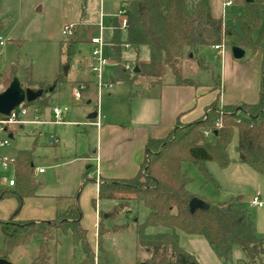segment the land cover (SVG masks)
I'll return each mask as SVG.
<instances>
[{"label": "trees", "instance_id": "obj_1", "mask_svg": "<svg viewBox=\"0 0 264 264\" xmlns=\"http://www.w3.org/2000/svg\"><path fill=\"white\" fill-rule=\"evenodd\" d=\"M237 1H241L245 8V14L237 19L242 27L241 33L229 28L223 18L213 16L211 0H127L128 28L121 30L118 21H114L107 55L119 62L123 58L125 44L132 46L136 50L140 73L131 75L128 69L117 66L113 83L132 84L141 75L151 80L150 85L165 82L194 84L195 80L186 76L183 70L182 62L187 56L207 71L213 87L220 89L221 78L214 74L213 65L200 51L202 46L228 44L231 40L232 47L237 45L253 54L261 50L262 54L257 102L220 104L217 98L196 120L177 122L167 136L149 138L147 153L134 177L99 181V199L121 200L122 193L134 194L135 199L149 209L146 219L136 223L137 245L148 253L145 261L148 264H201L195 255L180 245L179 232L205 236L218 255L225 259L230 256L233 245L238 244L245 252L246 264H264V238L258 234L254 214L241 197L218 204L206 201L209 204L207 208L192 211L190 202L195 196L188 189L192 178L182 168L183 163L197 165L208 181H214L206 163L217 161L222 167H227L232 161L229 145L237 133L239 161L264 175V23L257 40L251 35L260 26V9L264 0ZM4 26L0 21V36ZM122 32H126L124 39ZM61 46L65 47L62 53L70 58L74 50L68 41L62 42ZM144 47L149 51L146 62L139 60ZM30 74L25 88L35 89L38 86L37 89H43L45 94V82L34 80ZM65 82L66 79L58 73L55 84L63 88ZM44 94L35 101H25V104L50 106ZM3 117L0 114V118ZM218 121H221L220 126ZM34 159L33 149L19 150L14 159L18 187L15 190H0V199L11 196L18 199L11 215L0 219L4 233L0 257L10 259L18 246L27 245L37 238L39 250L31 264H49V241L57 242V235L64 233L71 234L74 243L83 250L84 258L78 264H95V250L82 224L83 212L79 202L83 186L96 181L89 176V172L83 174L82 184L74 195L58 197L53 219H17L25 198L36 195L39 186ZM123 203L107 213L100 211L98 241L102 251L103 234L128 227V224L105 227V219H115ZM149 228L161 230L149 232ZM100 256L98 254V264H103Z\"/></svg>", "mask_w": 264, "mask_h": 264}, {"label": "rangeland", "instance_id": "obj_2", "mask_svg": "<svg viewBox=\"0 0 264 264\" xmlns=\"http://www.w3.org/2000/svg\"><path fill=\"white\" fill-rule=\"evenodd\" d=\"M127 0H0V21L5 26L1 36L5 40L4 46L0 45V92L5 90L11 81L17 77L23 87H26V79L31 78L45 82L46 93L44 97L52 105L67 106L66 117L70 120L83 118L86 120L85 111L88 109L100 110V114L106 111H114L122 108L126 111L130 108V101L122 92L118 98L111 99L108 92L114 88L116 90H140L142 86L127 83H113L112 76L117 66L125 67L138 65L135 61V49L124 47L123 58L116 61L113 56L109 60L116 62L115 69L113 64L106 68L104 82L112 83L111 87H103L99 90L97 80L91 70L93 62L92 47L89 41L94 36H99L96 26L100 21L101 7L108 14L104 18V24L108 28L104 38L111 45L113 20L110 18L114 13L122 9ZM244 1V0H242ZM222 3V0H221ZM222 17L225 24L241 33L242 27L237 19L245 14V8L241 1L234 2L222 10ZM261 22L258 29L252 32V38L257 40L260 29L264 23V4L260 9ZM77 25V33L68 37L63 34L65 25ZM126 37V32H122V39ZM67 42L74 50L70 58L62 53L61 43ZM230 41V42H229ZM225 51L231 52V40L225 44ZM200 51L205 55L207 61L213 65V72L224 78L225 58L221 60L218 52L212 46H202ZM148 49L142 48L140 51V61L148 59ZM260 59V55L258 56ZM242 63H254L257 60L256 53L246 51L243 58L237 59ZM183 70L186 76L195 81L206 80L209 78L208 72L201 69L196 62L189 57L183 59ZM69 66L68 73L65 75L63 68ZM62 68V69H61ZM61 69V70H60ZM127 69V68H126ZM132 75V71L128 70ZM58 73L66 79L63 88L55 84ZM77 82H89L87 97L93 101L87 103V98L77 101L73 96V89ZM38 86L35 88L37 89ZM56 90V91H55ZM122 95V96H121ZM117 102V104H116ZM241 104V103H239ZM238 104V105H239ZM44 108L42 118L50 117L51 108ZM88 115V114H86ZM32 116L30 115L29 118ZM85 126L66 124L55 125L48 122L38 124H27L23 129L15 133L10 139V146H0V181L3 177L13 176L11 165L5 169L2 158L14 160L15 154L19 149H33L35 154L34 164L48 168V174L52 172L48 166L52 160L60 155L84 154L83 152H93V133L89 135L85 131ZM55 134L59 138L57 145L50 144L51 135ZM0 138H8L5 133L0 134ZM66 143V144H64ZM237 133H235L230 145L229 155L232 159L227 167H222L217 161L206 163L207 171L212 175L214 181H208L206 174L194 164L183 163L182 168L192 178L188 185L189 191L198 198L210 203H222L240 196L254 214V222L257 232L264 238V206L250 205V199L254 195H259L264 202V175L259 174L246 163L238 160L236 151ZM92 145L91 148H88ZM20 146V148H17ZM92 182H87L81 191L80 199L85 192L88 197V207L92 212L95 210L96 196H91L85 189ZM40 184V183H39ZM82 184V182H81ZM79 185V187L81 186ZM91 186V185H89ZM88 190V189H87ZM89 194V195H88ZM121 200L98 199V206L103 212L107 213L115 206L123 203L119 214L115 219H105V227L117 224H128V227L119 232H107L102 235L99 249V241L96 239L94 248L95 264H98V254L101 256L103 264H141L148 258V253L137 245L136 223L143 222L149 209L143 202L137 201L134 194L122 193ZM11 198V197H10ZM80 206L84 214L81 201ZM161 229L149 228V232ZM93 231L88 230V240ZM180 233V245L188 252L195 255L201 264H246V255L240 245L232 247L230 256L221 258L214 247L203 235ZM4 233L0 226V248L3 246ZM91 244V243H90ZM39 241L33 238L29 244L18 246L10 256L13 264H31L37 256ZM49 264H78L84 258V253L80 245L75 244L71 234L59 233L56 240L49 241Z\"/></svg>", "mask_w": 264, "mask_h": 264}, {"label": "crops", "instance_id": "obj_3", "mask_svg": "<svg viewBox=\"0 0 264 264\" xmlns=\"http://www.w3.org/2000/svg\"><path fill=\"white\" fill-rule=\"evenodd\" d=\"M211 6L213 16L216 18H223L221 10L224 7L221 0H211ZM110 18L112 19V16H110ZM107 29L108 28H106V30ZM89 44L92 47L90 41ZM129 47L133 48L132 46ZM259 55L260 59H258ZM256 57L257 60L255 64L242 63L233 56L232 50L230 53L225 52L224 57H221V60L225 58V70L224 78L219 75L221 78L220 89H215L209 78L204 81H195L194 84L180 85L165 82L163 84L150 85V79L138 75L133 84L142 86V89L134 91L133 87H131L130 90H124V88L116 90L111 86L112 89L108 92L111 99L118 98L123 92L125 97L130 101V108L128 110L123 111L120 107L116 108L114 111H106V113L100 114V110L97 108V117L91 119L89 115L95 112V109H88L85 111L84 118L86 120L84 121L83 118L70 120L66 117L67 114L65 113V122L55 125L78 124L79 126H85L87 134L89 135L92 132V137L95 138L93 141V146L95 145L93 147V152L84 151V154L76 153L68 156H57L52 160L51 165L48 166L49 169H52V172L49 174L47 167L42 165L36 167V164H34L35 177L40 184L36 195L25 198L17 219H53L57 211L58 197L74 195L82 182L83 174L89 172V176L95 178L96 181H91L92 183L89 184L91 186L88 185L84 190L91 196H96L94 212L88 207V197L85 195V192L80 201L84 211L82 224L87 231H93V235L89 233L91 234L90 243L92 247L95 248V241L98 239L100 211H102L98 206L99 181L101 179H126L134 177L139 171L147 153L146 145L149 138H162L167 136L177 122L189 123L196 120L205 113L207 106L217 98L220 104L257 102L259 99L261 81V50H257ZM148 60L149 55L146 61ZM135 61H137L136 50ZM111 65L112 64L108 66ZM112 66L115 69V65L113 64ZM113 74H115V70ZM111 77L113 76L111 75ZM86 83L89 86V82ZM84 92L83 98H87L88 104L91 103L93 99L87 97L88 94ZM137 92H142V94H137ZM50 106L53 107L54 105L51 103ZM52 107L50 108L51 110ZM33 108L39 110L38 112L43 122L54 124L50 122L52 113H50L48 119L42 118L44 108L46 107L39 106ZM31 116L30 119L33 118V114H31ZM98 121L100 125L96 124ZM27 124L38 123L28 122L13 125L4 133L8 138L13 139L15 133L23 129ZM57 139L58 141L55 145L59 142L58 137ZM10 144L8 146H10ZM91 146L92 145H89L88 148H91ZM17 148H20V146ZM12 165H14V163L11 164L14 175L10 176L8 179L7 177L1 179L0 190H15L18 187V183H15V185L9 184L10 179L14 178L17 181ZM38 168H44L45 171L37 173ZM17 205L18 199L16 196L0 199V219H7Z\"/></svg>", "mask_w": 264, "mask_h": 264}, {"label": "built area", "instance_id": "obj_4", "mask_svg": "<svg viewBox=\"0 0 264 264\" xmlns=\"http://www.w3.org/2000/svg\"><path fill=\"white\" fill-rule=\"evenodd\" d=\"M234 0H223V7H226L230 4H232ZM126 2L123 4L122 9L112 15L113 19V27L112 30L115 28L114 21H118L119 28L121 30H126L128 28V15H127V9H126ZM107 16L106 13H104L103 8L101 7L100 11V21L96 25L99 30V36H94L90 39V43L92 44V57L93 62L91 65V70L95 75L96 82L98 85L99 90H101L103 87H111L112 83H106L104 82V74L106 71V67L110 64H116V62H112L109 60V56L107 55L109 43L104 38V31L106 30V26L104 24V18ZM77 25L74 24H68L65 25L63 28V34L67 35L68 37L74 36L77 33ZM6 44L5 40L2 36H0V45L4 46ZM225 43H220L213 45L214 49L218 51L220 57H224L225 55ZM125 47H129L128 44H125ZM125 67L128 70L132 71V74H134V65H130L127 63ZM88 88V84L86 82H79L75 85L73 89V96L76 100H81L83 98V92ZM67 106H61V105H54L52 107L51 113V120L50 122L54 124H62L65 122L64 115L67 111ZM39 110L37 108H33L32 106H27L25 102L21 103L19 106H17L8 116H5L3 118H0V133L7 132V130L10 128V126L13 125H19L24 123H40L43 122L41 120V116L38 112ZM33 114V118L30 119L29 116ZM97 125H100V122H96ZM217 125H221V121L217 122ZM58 139L55 134L51 135L50 138V144L55 145L57 143ZM10 144V138H0V146H8ZM3 166L5 168H8L11 164L14 163V160H11L9 158H3ZM14 168V165H12ZM44 168H38L37 173L44 172ZM10 185H15V179L9 180ZM252 206H258L263 207L264 202L261 200L259 195H255L252 197L250 201ZM97 261V256H96Z\"/></svg>", "mask_w": 264, "mask_h": 264}, {"label": "water", "instance_id": "obj_5", "mask_svg": "<svg viewBox=\"0 0 264 264\" xmlns=\"http://www.w3.org/2000/svg\"><path fill=\"white\" fill-rule=\"evenodd\" d=\"M251 2L252 0H248ZM233 56L237 59H241L245 56V50L240 46H233L231 48ZM64 73L67 74L69 66L63 68ZM134 72L136 74L140 73L139 66H135ZM44 94L43 89H33L23 87L19 78L15 77L11 83L6 87L5 90L0 92V114L4 116L10 115V113L21 103L25 101H35L36 99L42 97ZM98 112L95 111L89 115V118H96ZM209 204L198 197H194L190 202L191 210L194 211L197 208H207ZM0 264H13L10 259L0 257ZM141 264H148L143 262Z\"/></svg>", "mask_w": 264, "mask_h": 264}]
</instances>
